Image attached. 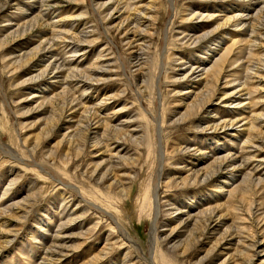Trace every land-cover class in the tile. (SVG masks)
Segmentation results:
<instances>
[{"label": "rangeland", "instance_id": "obj_1", "mask_svg": "<svg viewBox=\"0 0 264 264\" xmlns=\"http://www.w3.org/2000/svg\"><path fill=\"white\" fill-rule=\"evenodd\" d=\"M27 1L28 0H0V195L3 192V187H5L8 181L11 178H15L14 186H12L10 192L7 193L9 194L8 197H11L10 202L18 200L22 195L26 196L28 192H34L36 198L32 203V208L28 217L19 223L20 230L18 234L15 235L14 240L7 243L4 248L0 250V264H38L43 247L49 246L52 238L58 233L56 231V229H58L56 216L52 219L54 221H50L48 226H42L40 222L46 224L47 215L52 217L54 214L56 215L58 213H61V215L64 214L65 217L70 218V212L76 207L80 198L76 189H80L84 197L90 195V188L85 185L84 178H86V176L83 174L87 164L94 163L91 168L88 169L89 171L96 167L97 164H101L103 168L110 164L108 160L104 161V159L108 157L107 153H100L106 149V145H108L107 142H101L96 149L92 147L93 141L100 138L102 133H105L102 131V127H104L102 124H99V127L95 129L96 132L93 134L84 135L81 129L77 128L74 131L76 134L72 139L68 141L62 138V134L67 131L66 128L69 126L73 127V123L61 114L60 109L62 103L66 101V99L68 101L76 96L75 98L81 102V104L90 106L92 98H90L89 95L91 94L90 91H93V88V94L96 93L95 90L97 88L100 90L99 94L106 91L104 92V100L105 103H107V109L103 112L109 119L111 118L110 120H106L110 125L107 129V133L112 135L114 133H122L119 131V126H121L124 119H132L137 116L134 123L130 124V127H122V129L132 131L135 125L140 126L141 129L139 132L145 131V133H140V135L139 133L131 134L139 136L145 135V137H149L148 139L150 140L155 134V121L158 116L159 121H163V136L160 137V139L163 138L162 140L166 149H172L173 155L167 160L169 163L165 162V175L161 179L163 186H161L158 192L159 198H164V196L169 195L170 202L172 201L173 207L176 208L183 207L185 205L184 201L186 203L188 198L195 196V198L199 197L205 200L201 209L216 207L222 209L223 212L226 213L222 225L209 239L206 240L202 238L196 240L200 232V226L199 224H195V226L189 224L183 228H178L175 236L172 239L169 238L165 242L166 245L162 248L157 247L156 250L158 251L160 249V253L164 255H176L179 264H235V262L239 261L237 258L238 254L235 252V243L230 242L226 245L219 244L217 248L214 247V244L216 243V238H218L223 229L231 227V229L236 232V227L238 228L239 224L235 221L237 220L236 217L239 215H237L234 207L237 204V200L243 197L242 193L244 192V187L243 184H241V179L245 174H251L253 178H255V182L257 177H259L261 181L254 182V188L251 186L253 190L251 191L249 189V194H247V197L248 195L249 197L247 199H250V196L257 199L258 195L264 194V163L259 166L260 163L257 161L258 157L255 156L258 155V153L255 154V151L252 153L254 149H244L246 151L243 155L244 165L242 164L240 170L235 169L233 171V174H236L238 179L236 178V181L230 187L232 189L236 188L237 190L229 193L227 191L230 188L218 187V185L222 184L220 180H224L227 177V175H222V173H219L217 178L214 176L212 180H208L202 185L196 187L189 186L183 190L184 185L182 180L187 177L189 171L191 172V170L188 169L192 166H187L188 169L185 168L184 170L181 169L182 164H186V162L192 163L193 160L190 159L191 156H193V159L197 158L196 162L199 160H210L208 157H212L219 150L213 143H216L218 146L221 143V146H223L221 148L230 151V153L233 152L234 154H238L239 150L242 149V144L240 143L244 137H246V133H244V130L241 131L243 133L239 134L238 132L229 131L226 133H218V138V136L212 132V128H206L205 121L212 118L213 114H216L217 117L221 115L224 118L228 116L225 111L220 112L222 109L228 107H224L223 103H218V99L221 95L219 89L213 92V95L211 94V96H209L210 100L213 102L211 104L218 106L216 109L211 110L207 108L204 110L202 106L203 96L197 95L196 93H199L198 91H201V89H203L204 92L210 89L211 85H207L208 88L206 86L203 87L204 81L208 80L212 83L218 75L220 68L225 66V63H221V66L217 68L215 74H211L208 78L204 79L203 74L200 75V73L197 72L195 77H184L186 73L184 71L185 66L181 65L180 61L183 60L182 58L185 59V57L193 61V59L202 57V55L204 56L206 52L211 51L213 48L220 51L221 46V52L229 51V54H231L230 57L235 56V53L246 44V35H235L234 33L232 34V39H230L231 37L225 34V32H222L220 35V32L217 33L214 31L215 34L213 37L201 40L195 47L186 46L180 39L186 34H182L181 32L183 30L189 32L191 25L196 26V28H192L193 30L191 31L194 36L213 30L218 22H220L217 18H220L219 13L221 12L216 11V4L232 3L242 6L246 4V2L237 0H225L219 3L218 1L213 2L210 0H172L171 4L169 0H140V4L142 5L153 4V6H155V12L153 14V22L155 23L152 24V21L149 22L151 25L148 24L147 30L150 33L148 32L141 39L143 45L149 44V48H145L142 53L140 52L142 55L139 59V69H137L138 67L135 66V59L129 52L130 49L121 45L122 38L120 34L115 33L110 27L116 24L120 18H113L109 22L104 23L101 21L98 14L95 13L92 0H60L59 3H56V0H43L44 6L42 8L49 12L46 13L43 11L42 14L35 8V10L32 11L33 5L31 4L30 6V2ZM106 1L108 0H100L101 3ZM256 1L260 0H251V4H253L250 9L251 13L259 6V4L256 5ZM203 8H206L207 11L209 10V17L201 18L197 17L200 15H196L192 20L184 21L192 12L198 11L204 16L205 13L201 10L206 9ZM239 9L241 8L239 7ZM109 11L110 10L105 11V14H108ZM52 12L51 18L44 17V13L50 16ZM173 14L177 16L172 18ZM70 16H73V18ZM57 18H62L64 20L62 25L64 29L69 30L68 36L72 42L77 44L84 42L82 43L83 45H81L82 51L75 57L69 56L70 54L65 53V51H68L70 46H66L65 44L58 45L49 58L48 56L44 58L45 62L50 61L51 58L54 59L53 55L57 53V57L61 56L59 59H69L66 63L70 61L73 65L78 64L76 68H78L77 73L80 74H83L84 70L89 68L90 65L98 64L97 60H99V63L115 69L112 73H104L102 83L90 84L92 89L88 92H86L83 87H78L74 81L70 80L71 82L68 84L67 82L65 83L67 85H65L63 89L58 88V92L54 95L57 85V83L53 82L55 79L54 77H48L47 81L45 80V76L31 79L30 76L32 73L36 74L38 71L27 64L24 58L20 60L16 59L17 57L14 58V56L19 55L18 51L20 48H22L21 52L24 55L27 54L26 56H37L39 51L36 50L34 53L31 52L37 47L40 41L38 38H43V47L47 46V44H45L46 42H49L54 48V45L58 43L59 39L50 40L52 37L49 33H46V31L50 29L51 21ZM43 22H46V24H43ZM68 27L71 28L69 29ZM92 28L93 32L89 35L86 34L88 35L87 37L81 34L82 30L85 32L86 30H92ZM171 32L172 34H170ZM263 34L264 31L259 30V36ZM172 35L174 37H172ZM172 39L174 41H170ZM182 39L184 41V38ZM211 41L213 42L210 43ZM211 47L213 48L208 50ZM100 49L102 56L96 59ZM162 49L165 53V57H168L169 60L172 58L176 59L166 65L164 58L163 67H161ZM255 51L263 53V51L258 49ZM110 52L112 54H110ZM245 52L246 51L243 53L245 54ZM212 56H214V54L205 58L206 66L211 62L210 59ZM44 61H41L40 64H43ZM108 61L109 63L106 64ZM116 63L118 65L117 68H115ZM238 63L239 62L233 65L234 68L230 70L226 69V75L231 74L227 80L234 79L236 76L237 78L235 79L237 80L243 81L245 79V75H243L244 71L241 66L239 67ZM236 66L237 68H235ZM30 71H32V73H30ZM66 74L68 75V73ZM73 74H76V72H72L67 79H74L75 77H73ZM240 74L243 75V77L240 76ZM156 75H158V78H156ZM246 78L249 90L253 93L251 101L255 103L254 111H264V83L258 82L256 77ZM223 81L224 79H219L216 87L221 88L223 91H232L234 89V86L230 85L222 87ZM104 87L106 88L104 89ZM41 89H45L44 92H42L43 90ZM45 91L47 92L46 97H52L53 99L49 100L48 103L41 99L42 96L45 95ZM189 92L190 96L187 95ZM138 93H141V97H139ZM240 94H235V97L231 98V100L237 101L236 98ZM101 97L103 96L100 95L99 98ZM244 98L245 96L242 95L241 99ZM84 101L85 103H82ZM113 113L116 114L113 115ZM256 121L257 123L255 122V125L259 126L258 123L264 124V120L262 121V119ZM238 124L243 125L245 123L242 121ZM262 129L264 133V127ZM217 139L218 141H216ZM255 139L257 141V138ZM135 140L136 141L128 140L123 146L126 147V153H130L131 155L123 151H118L119 155L123 158L120 163L121 165L123 164L122 166L124 167L121 170L123 176L120 177V180L127 183L118 188L113 186L112 192L117 194L122 193V197L111 193L110 199H107L110 202H107V204L100 198L94 197L91 199L95 200L104 209L115 214L116 219L126 229V233L129 234L137 246L140 247L143 255L148 256L150 255L151 219L143 215L140 221H136L135 218L126 220L127 215H129L128 218L133 214L136 215V209L132 205L135 196L138 195L141 180L143 182L144 180L149 181L150 175L153 174L150 161L144 163L146 148L140 145L137 138H135ZM154 141L158 143L156 138H154ZM111 147L110 145L108 148H110L112 152H115V148ZM185 147L193 148L196 151H189L190 155L183 153ZM97 149L99 150L98 152H96ZM211 149L214 150L212 151ZM129 150L135 153L132 155ZM14 156H17L15 158H19V160H15L13 158ZM248 158L250 159L248 160ZM238 160L239 156L237 161ZM198 163L200 164V162ZM208 164L209 163H207V165ZM199 166L200 165L196 166V164H194L195 172L189 174V178L186 181L188 184L194 179L196 168ZM121 171L118 174H121ZM172 176H174V178ZM98 177L99 176H97V179ZM58 178L65 180L67 185L59 186ZM166 180L173 182L169 188L164 187V182ZM225 180L228 181V179ZM94 181L96 180L93 179L90 183L95 185ZM231 181L232 180H230V182ZM234 184L237 185L235 186ZM107 185L108 184L105 183L100 186L103 187ZM239 185L240 187L242 186L241 190ZM226 186H230V184ZM15 191L17 194H15ZM63 198L71 201L69 202V209L61 212L60 205L62 200H64ZM14 203L16 204V202ZM12 206L15 207L14 211L11 210V213L8 212L3 218L11 221V224H17L16 221L11 219H13L15 214H18V209H16V205ZM205 206H207V208ZM151 207L152 204L148 205L145 211L147 212ZM80 210L81 211L76 209L73 211L76 214L82 211L84 212L83 208ZM122 210L125 211V216L120 214ZM85 219H87L86 223L82 226L84 229L91 227L94 222L99 221L97 232L91 242H89L90 245H83L80 249L71 253L68 259L57 264L85 263L90 256L103 246V237L108 233V230L110 228H115L114 224L97 210L93 211V209H90ZM159 224H163V221H160ZM247 225H249L252 232V225ZM82 228L72 227V230L70 228L67 231V236L69 237L67 245L74 246V243L77 241L73 240L74 238H79L80 234H78V232L81 231ZM31 229L33 230L32 232L30 231ZM158 235H162V232L159 231ZM121 243L119 242V244ZM97 244L98 246H96ZM119 244L116 245V249L112 255L104 254L105 258L102 262L99 259L97 260L98 263L95 261L94 264H119L118 262H120L122 254L125 251V247L122 245L119 247ZM172 245L177 246L174 252L167 250V248ZM108 247V245H105V250H107ZM182 251H184L185 254L179 257L176 253ZM155 259L157 264H162L160 261L161 259L157 256ZM142 261L143 260L136 261L135 264H142ZM257 261L258 260H255L254 264H258Z\"/></svg>", "mask_w": 264, "mask_h": 264}, {"label": "bare ground", "instance_id": "obj_2", "mask_svg": "<svg viewBox=\"0 0 264 264\" xmlns=\"http://www.w3.org/2000/svg\"><path fill=\"white\" fill-rule=\"evenodd\" d=\"M42 1L43 0H28L27 2H30L29 4L30 6L31 4L33 5L32 11L35 9H38L40 14H42L43 11L46 13L49 12L48 10L46 11L42 8L44 6ZM119 1L108 0L104 3H101L100 0H92L93 9L95 13L98 14L101 21H103L104 23L109 22L113 18H120V20L116 24H113L110 27L113 29L115 33L120 34L122 38L121 45L123 47L130 49L129 52L131 53L132 57L135 59V66L138 67L137 69H139V66H140L139 59L142 55L141 53L143 52L145 48H149V44L143 45L141 42V39L149 32L147 30L148 28L147 26L148 24L151 25V23L149 22L151 21L153 22V19H154L153 14L155 12V6H153V4L152 5H148V4L142 5L140 4V0H119ZM210 1H213V2L218 1L219 3L225 0H210ZM237 1H245L246 4L242 6L238 4L234 5L232 3H223L219 5L216 4V7H217L216 11L221 12L219 13L220 18H217V20H220V22H218L217 26L213 30L204 32L203 34L201 33L197 36H194L191 31L193 30L192 28H196V26L191 25V29L189 32H186V30H183L181 32L182 34H185V33L186 34L182 36V38H184V41L182 38L180 40H182V43L183 44L185 43L186 46L195 47L198 45V43L201 40H206L210 37H213L215 34L214 31H216L217 33L220 32V35L222 32H225V34L231 37L230 39H232V34L234 33L235 35L245 34L246 44H244L241 47V49H239L235 53V56H232V57H230L231 54H229V51L221 52L222 46L220 47V51L211 47L208 50L212 48L213 49L211 51L206 52L204 56L202 55V57L193 59V61H196V62H193L191 61L190 58L185 57V59L182 58L183 60L180 61V64L185 66L184 71L186 73L184 74V77H188V76L195 77L197 73H200V75L203 74V78L206 79L211 74L213 75L216 73V70L218 67L221 66V63H225V66L220 68V70L218 71V75L215 77L212 83L209 82L208 80L204 81L203 87L206 86L208 88V86L211 85L210 89H208V91H205L207 93H205L204 90L201 89V91H198L199 93H196V94L203 96L202 106L204 110L206 108L208 110L216 109L218 106L215 104H211L213 102L210 100L209 96H211V94L213 95V92L219 89L221 95H220V98L218 99V103H223L224 107H228L220 111V112L225 111V113H227L228 116H225L224 118L221 115L217 117L216 114H213L212 118L205 121L206 126H207L206 128H210V129L212 128V132L216 135L218 133H226L229 131H234L236 133L238 132L239 134V133H243L241 131L244 130V133H246V137H244V139L240 143L242 144L241 145L242 149L239 150L238 154H234L233 152L230 153V151L225 150L224 148H221L223 147L221 146V143L219 146L216 143H213L217 146V147L215 146L216 148H219V150L216 152L217 155L214 154L212 157L210 158L208 157V159L210 160H206V161L199 160L196 162L197 158L193 159V156H191L190 159H192L193 162H196V163L192 162L193 163L192 164V163L186 162V164H182L181 166V169H184V170L185 168H187V166H192L189 169L187 168L188 170H191V172L189 171L187 177L182 180L183 185H184L183 190L184 188H187L189 186L196 187L198 185H202L206 183L208 180H212L214 176L215 178H217L219 176V173H222V175H227L225 179H228V181L225 179L220 180L221 181L220 183L222 184L218 185V187L230 188L231 185L236 181V178L238 179L237 175L233 174V171L235 169H239V170L241 169L242 164H243V155H244V152L246 153L244 149H248V150L254 149L252 150V153L254 151L256 152L255 154L258 153V155H255V154L253 155L258 157L257 161L260 163V164L258 163L259 166L262 163H264V153H263L264 133L262 131L264 124L258 123L259 126L255 125V122L257 123L256 120H259V119H262V121L264 120V111H260V112L254 111L255 103L251 101L253 93L252 91L249 90L248 83L246 82L247 81L246 77H248V79L251 77H256L258 79V80L256 79L258 82L264 83V36H263L264 34L262 36L261 35L259 36V30L264 31V0L256 1V5L259 4V6L258 8H255L254 12L252 13L250 12L251 7L253 6V4H251V0H237ZM55 2L59 3L60 0H56ZM169 2L172 4V0H169ZM239 7L241 9H239ZM203 9H206V8H203ZM107 10H110V11L108 12V14H105V11ZM201 11L205 13L204 16L202 15V13H199L198 11L192 12L190 15H188L184 19V21L192 20L196 15H200L197 17H201V18L210 16L208 13L209 10L207 11L206 9V10H201ZM46 13H44V17L46 18L52 17L53 12L50 13V16H47ZM176 16L175 14H173L172 18H175ZM70 17L73 18V16H70ZM63 21L64 20L62 18H57L55 20H52L50 29L46 31V33H49V35H51L52 37L50 40L59 39L58 43L54 45V48H53V45L49 42H46L45 44H47V46L43 47V38H38V40L40 41L37 47H35L34 50L31 52V53H34L36 50L39 51L40 53L38 52L37 56L35 55L26 56L27 54L24 55L21 52L22 48L19 47L20 48L18 51L19 55L14 56V58L17 57L16 59L18 60L24 58L27 64H29L31 67L35 68V70L38 71L36 74H33L32 71H30V73H32V75L30 76L31 79L39 77V76H45V80L47 81L48 77H54L55 79L53 80V82L57 83L56 88H55L56 92L54 93V95L58 92V88L63 89L65 85L71 82L70 80L74 81L78 87H83V89L86 92H88L92 89L90 84L93 85V84L102 83L104 73H112L113 70L115 69L110 68L106 65H103L102 63H99V60H97L98 64L90 65L89 68H86L84 70L83 74H80V73H77L78 68L76 67H78V64L73 65V63H70V61L66 63L69 59L61 60L59 59V57L61 56H58V57L56 56L57 53L56 55L55 54L53 55L54 59L51 58L50 61L45 62L44 58H47L46 56H48L49 58L50 55L54 52V50H56V47L58 45L65 44L66 46H70L68 51L64 50L65 53L70 54L69 56L75 57L78 53H81L82 51L81 45H83L82 43L84 42L79 43V44L72 42L70 40V37L68 36L69 30L64 29L62 25L64 23ZM154 23L155 22H153L152 24ZM43 24H46V22H43ZM171 24H172V20H171ZM68 28L70 29L71 27H68ZM92 32H93V28L92 30H86L85 32H83L82 30L81 34L87 37ZM170 34H172V32ZM172 37L174 36L172 35ZM176 39H179V38H176ZM170 41H174V40L172 39ZM212 42L213 41H211L210 43ZM256 49L263 51V53H260L259 51L256 52L255 51ZM100 51L101 49L98 51V56L96 57V59L102 56ZM244 51H246L245 54L243 53ZM110 54L112 53L110 52ZM162 54L163 55L161 56L162 58L161 67H163L164 58L166 61V65L176 60L175 58H172L169 60L168 57H165L164 55L165 53L163 49H162ZM213 54H214V56H212L213 58L211 57L210 59L211 62L208 64V66H206L205 58ZM143 58H142V61H143ZM41 61H44L43 64H40ZM237 62H239L238 63L239 67L241 66V68L244 71L243 75H245V79H244L245 81L235 79L237 78V76L234 79L227 80L231 76V74L226 75V72H227L226 69L230 70L231 68H234L233 65H236ZM108 63L109 61L106 62V64ZM121 65L125 68V66L122 63ZM237 66L235 68H237ZM117 67L118 65L116 63L115 68ZM72 72H76V74H73V77L75 78L67 79V77ZM66 73H68V75ZM243 75L240 74V76L242 77ZM156 78H158V75H156ZM219 79L220 80L224 79L222 87L230 85V86H234V89L232 91H225V90L223 91L221 88H217L216 85ZM66 82L67 84H65ZM105 88L106 87H104V89ZM41 90H43L42 92H44L45 89H41ZM99 91L100 90L98 88L95 90L96 92L95 94L92 93L94 92V88H93V91H90L91 94L89 96L90 98H92L90 106L81 104V102H79L75 98L76 97L75 95H74L75 97H72L68 101L66 99V101L62 103L61 109H60L62 116L67 117V120L73 123V127L69 126L66 128L67 131L66 133L62 134V138L64 140L69 141L76 134L74 133V131L77 128L81 129L84 135L93 134L96 132L95 129L99 127V124H102L104 126L102 127V131L105 133H102L100 138L95 139L93 141L92 147L93 149H96L97 146L101 144V142L103 141L107 142L108 145H106V149L100 153H107L108 157L107 159H104V161L108 160L110 164L105 168H103L101 164H97V166L94 167L90 171L88 169H90L92 164L94 163L87 164L86 168L84 169L83 174L84 176H86V178H84L85 179L84 182H85V185L88 188H90V195L88 197H84L80 189L79 190L76 189V191L79 193L80 198L78 200L76 207L71 210L70 218L65 217L64 214L61 215V213H58L56 215L54 214V216L52 217L47 215L46 224L44 222H40L42 224L39 223L42 226H48L50 221H54L52 219L56 216V219L58 221V225H57L58 229H56V231L58 233L55 235V237L52 238V241L50 240L51 244L49 243L50 244L49 246L45 248L43 247L42 252H41V258L38 264L60 263L61 261H65L66 259H68L71 256V253H73L77 249H80L83 245L84 246L87 244L90 245L89 242H91L92 238H94V235L97 232V228L99 226V221H98V222H94V224L89 228H85V229L82 228V226L86 223L87 219H85V217L88 215V211L90 209H93V211L97 210L102 215L106 216L107 219H109L110 222L114 224L116 229L110 228L108 230V233L105 235V237H103V241H104L103 246L99 248L98 251H96L92 256H90V258L86 262L84 261L85 263L83 264H94L95 261L99 259L102 262V260L105 258L104 254L112 255L116 249V245L119 244V242L120 243L122 242L121 244H119V247H121L120 245L125 247V251L122 254L121 260L120 262H118L119 264H135L136 261H140V260H143L141 262L142 264H157L155 262L156 256L159 259H161L160 261L162 262V264H179V262L177 261L176 255L171 256L169 254H166V255L161 254L160 253L161 250L159 249L157 251L156 248L157 247L162 248L164 245H166L165 242L169 238L172 239L175 236L178 228H183L184 226L189 225V224H192V226H195V224H199L200 226V232L196 240L202 239V238L207 240L211 236H213L214 233L218 230V228L222 225L223 219L226 213H224L222 209L216 208V207L207 208V206H205L207 209H201V206L202 204H204L205 200L199 197L195 198V196L188 198L186 203L184 201L185 205L183 207L181 206L182 205L181 204L180 205L181 207H176V208L173 207L172 201L170 202L169 197H168L169 195L164 196V198L166 199L159 198L158 192L161 186H163L161 179L165 175L164 173L165 162L169 163L167 162V160L173 155L172 149H166L165 144L163 143V140H162L163 138L160 139V137L163 136V129H164L163 121L161 120L159 121V116H158V118L155 121V134L153 135V138L150 140L148 139L149 137H145L144 134H143L144 136H139L140 133H145V131L139 132L141 129L140 126L135 125L132 131L122 129V127H125V128L130 127V124L134 123L137 116L136 118H132V119H130L129 117H128L129 119L127 118L124 119L121 126H119L120 127L119 131H121L122 133H114L113 135L110 133H107V129L108 127H110V125L106 120H108L109 117L106 116L105 113L103 112L107 109V103H105V100H104V94H105L104 92L106 91L101 92L102 94H99ZM238 93L239 94L241 93V94L236 98L237 101L231 100V98L235 97V94H238ZM189 94L190 92L187 93V95ZM46 95H47V92L45 93L44 96H42L41 99L45 100L47 103L49 102V100H53L52 97L47 98ZM100 95H102L103 97L99 98ZM138 95L139 97H141V93H138ZM242 95L245 96L244 99H241ZM82 103H85V101ZM213 111L215 112L216 110H213ZM115 114L116 113H113V115ZM242 121H244L245 124L239 125L238 123ZM258 122H261V121H258ZM131 133H139V135H133ZM135 138H137V141L140 143V145H142V147L146 148L144 163H148L150 161L153 174L150 175L151 177L149 178V181L144 180L143 182L141 180L139 184L138 195L135 196L133 200V205H132L136 209V215L133 214L130 216V218H128L129 215H127L126 220H131V218L132 219L135 218L136 221H140L143 215H146L151 219L150 255L148 256L143 255V252L140 249V247L137 246V244L130 237V235L126 233V229L124 228V226L116 219V215L104 209L95 200L91 199L94 197L100 198L101 200L105 201L107 204V202H110L107 199H110V194L113 193L112 192L113 186L115 188H118L127 183V182H122V180H120V177L123 176V173L121 170L124 167L122 166L123 164L121 165L120 163L123 158L121 157V155H119L118 151L119 152L123 151L124 153H126L125 151L126 147H123L125 145V142L128 140L136 141ZM154 138H156L158 143L154 141ZM255 138H257V141ZM216 141H218V139ZM110 145L112 146L111 148H115V152H112L110 148H108ZM98 151L99 150L97 149L96 152ZM189 151H196V150L193 148L185 147L183 153L189 154ZM129 152H131L132 155L133 153H135L130 150ZM95 153H94V156H95ZM126 154L131 155L130 153H126ZM238 156H239V160L237 161ZM15 157L17 156L13 157L15 160H19V158H15ZM249 159L250 158H248V160ZM198 162H200V164ZM207 163L209 164L207 165ZM194 164H196V166L197 165H200V166L196 168L195 177L188 184L186 181L189 178L188 177L189 174L195 172ZM212 166L214 169L212 168ZM120 171H121V174H118L120 173ZM223 173H226V174H223ZM97 176H99L98 179H97ZM172 177L174 178V176ZM93 179L96 180L94 181L95 185H92L90 183L91 180ZM230 180L232 181L230 182ZM58 181H59L58 182L59 186L67 185L65 183L66 181L61 178H58ZM257 181L261 182L259 177L256 178V182ZM254 182H255V178H253L251 174L247 173L242 177L241 184H243V187H244L243 188L244 192L242 193L243 197L237 200L236 202L237 204L234 207V210L237 212V215H239L238 217H236L237 220L235 221L239 224L238 228L236 227V232L233 231L231 227L223 229L220 235L218 236V238H216V243L214 244V247L217 248L219 244L226 245V244H229L230 242L235 243L236 244L235 252L238 254L237 258L239 260L235 262V264H254L255 260H258L257 261L258 264L264 263V194L258 195L257 199L251 196H250V199H247L249 197V195L247 197V194H249V189L252 191L254 188L253 186ZM105 183H107L108 185L103 186V187L100 186ZM14 184H15V178H11L8 181V183L5 185V187H3L4 188L2 189L3 192L0 195V226H1L0 250L3 249L7 243H10L14 240L15 235H17L18 231L20 230L19 223H21L23 219H26L28 217L29 212L32 208V203L34 202L36 198V195L34 192H31V193L28 192L26 196L22 195L19 197L18 200L10 202L11 197H8L9 194L7 193L10 192L11 187L14 186ZM172 184H173L172 181L166 180L164 182V187L169 188ZM227 184H230V186H226ZM251 186H253V188ZM241 187L239 185L240 190H241ZM235 190L237 189L230 188L228 189V191L227 190L226 191L231 193ZM15 194H17L16 191H15ZM113 194L119 195L120 197H122V193L120 194L113 193ZM70 201L71 200L69 199L62 200V203L60 205L61 212L63 210L69 209ZM14 202H16V204ZM150 204H152V207L150 208V210L146 212L145 208ZM12 205H16V209H18L17 210L18 214H15L13 216V219H11V220L16 221L17 224H11L10 223L11 221L5 220L3 218L11 210L14 211L15 207ZM81 208L84 209V212L82 211L76 214L73 211L76 209H79V211H81L80 210ZM120 214L122 216H125V211L122 210ZM160 221H163V224L160 225L159 224ZM240 224L242 225L246 224V225L242 226ZM247 224L252 225V232H251V228H249V225ZM72 227H79V228H82V230L78 232V234H80L79 238H74L73 241H77L74 243V246H69L67 245V242L69 241V237L67 236V231L70 228L72 230ZM30 231L32 232L33 230L31 229ZM159 231L162 232V235H158ZM105 245L109 246L107 250H105L104 248ZM96 246H98V244ZM75 247H78V248H75ZM176 248L177 246L172 245L169 248H167V250L174 252ZM39 250H38V253H39ZM176 254L179 257H182L184 256L185 253L184 251H182ZM113 264H116V263H113Z\"/></svg>", "mask_w": 264, "mask_h": 264}]
</instances>
